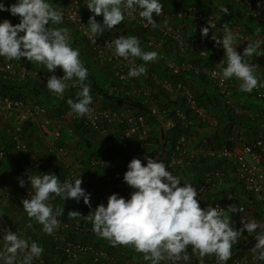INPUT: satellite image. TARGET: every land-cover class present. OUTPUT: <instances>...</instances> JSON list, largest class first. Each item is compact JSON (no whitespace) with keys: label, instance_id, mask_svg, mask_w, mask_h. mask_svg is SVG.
<instances>
[{"label":"clouds","instance_id":"1","mask_svg":"<svg viewBox=\"0 0 264 264\" xmlns=\"http://www.w3.org/2000/svg\"><path fill=\"white\" fill-rule=\"evenodd\" d=\"M86 7L93 14L88 18L86 34L94 45L96 37L111 31L126 17L134 18L138 13L147 27L154 25V17L163 11L160 0H86ZM3 11L18 17L19 23L0 20V57L7 61L26 58L31 63L43 65L51 73L45 87L54 96L63 97L70 84L79 85L76 99H67L69 114L91 118V84L85 83L89 70L80 58L79 49L72 47L70 34L64 29L49 27L50 23L63 22V11L49 0H15L8 6L0 0V12ZM220 13L229 15V8L221 7ZM97 16L102 17V22L96 20ZM213 28L216 33H222L212 39L223 48L226 57L216 64L221 84L235 78L240 81L239 88L244 93L264 88V79L256 74V66L250 62V58L261 50L264 39H249L241 54L235 42L243 38L233 32L228 23L221 28H217L216 23L202 27L201 36L207 37ZM111 44L113 57L139 58L144 62L129 67L127 76L130 78L145 74L147 63L158 59L156 51L142 50L136 36L120 35ZM57 68L63 72L62 77L55 75ZM0 158L4 159L3 152H0ZM144 160L142 164L140 158L133 157L123 174V181L133 189L129 198L112 193L107 197L106 205L99 204L91 212L89 218L95 234L106 239L112 247L133 248L148 264H178L180 261L187 264L193 255L199 264H205L206 256L214 257L216 264H227L233 256V246L246 230L256 241L251 248L253 264H264V224L252 219L242 221V227L236 228L229 214L226 215L219 206L211 204L201 208L197 187L173 175L168 164L148 156ZM27 180L33 191L30 197L22 200L23 210L47 235H55L61 223L58 217L63 215L61 208L54 209L50 203L53 196L61 197L63 201L74 199L77 203L82 199L91 208V193L81 187L80 175L74 180L61 181L54 174L40 173ZM19 184L23 186L25 180L21 179ZM237 211L243 209L230 207L231 213ZM71 215L81 217L79 211H71ZM0 233V264H34L44 254L43 247L29 237L4 227H0Z\"/></svg>","mask_w":264,"mask_h":264},{"label":"built area","instance_id":"2","mask_svg":"<svg viewBox=\"0 0 264 264\" xmlns=\"http://www.w3.org/2000/svg\"><path fill=\"white\" fill-rule=\"evenodd\" d=\"M234 4L242 6L244 13L254 19L264 23V13L261 8L251 0H228ZM5 6H8L15 2V0H2ZM64 8V20L71 25L75 31L82 37L88 45L90 51L94 54V61L101 66L109 68L111 77L118 80L120 83L130 85V89L126 91L123 86H110L108 85V92L114 95L125 96H138L143 95L146 97L145 104L148 106V113L150 117L157 123V131L162 138L159 140L160 144H163L164 136L166 132L173 126V122L169 117V112L161 106L155 104L151 98H149V91L147 87L135 88L132 86V82L135 78L127 76L130 66L140 65L138 58H116L112 56L113 47L111 44L112 39L109 37H96L95 45L91 43L89 35L86 34V30L89 26L85 23V15H93L86 7V0H66ZM101 17V16H98ZM156 23L154 25L144 26L146 22L142 21L138 13L134 14V18L126 17L124 24L130 29H141L146 34V41L144 42L148 48L158 53V59L154 61L161 62L163 67L171 74V76H177L180 72H187L191 75L198 76L204 75L213 88L216 89L218 96L222 99L224 106L236 115L248 116L249 112L238 104L233 96L235 92H239L240 81L234 79L220 82V76L217 75L219 69L216 64L221 60L215 59L212 61L209 67H201L196 65L188 59H184L180 63H175L167 55L163 54L162 44L164 38H171L179 43V51L184 54L187 50H193L197 52L198 56L205 57L206 52L201 50L199 44L191 39L185 38L181 29H183V23L180 26H174L169 24V20H185L190 19L196 25L199 26H211L216 23L217 28H221L223 23L221 19L215 13L203 14L195 11L193 8H187L182 12L178 11L174 14L163 9L160 16L154 17ZM16 24V23H14ZM233 32L238 33L243 39L237 40L235 43L237 47L245 48L247 41L251 38L239 30L237 27H231ZM211 32V30H210ZM214 36L222 35V33H216L215 29L211 32ZM161 39L156 40L155 37ZM214 45L215 40L212 39ZM255 72L257 75L264 79L263 71H259L257 65H255ZM0 74L3 78L11 81H22L28 76V71L20 64H13L10 62L0 61ZM146 79L147 73L141 75ZM48 77H44L45 83ZM157 85L171 97V100L180 98L184 100L185 105L190 109V112L194 118L186 120L187 126L192 130H197L199 133L202 131L213 130L216 127V119L210 116L202 107L198 106L192 91L181 82H172L170 79H162L157 82ZM80 88L79 85H71L67 89ZM256 94V98L264 101V88H258L253 90ZM93 109L91 118L88 116L77 117L70 115V110L64 111L62 120L69 118L73 120H80L84 127L89 128L93 133H97L99 136H107L109 134H116L122 144H128L134 139L144 140L148 137L149 126L146 123V116L142 114H135L130 108L124 106L120 110H111L106 108L96 107L91 105ZM25 111L29 118H34L39 114L45 112V110L38 104H30L20 99H12L9 96L0 95V123L6 126L7 145L17 156L24 158L27 165L30 168L39 169L42 172L45 169L44 161L33 154L28 142L23 138V120L18 117V114ZM175 116L179 120H184L182 113L176 111ZM191 116V117H192ZM186 118V117H185ZM187 119V118H186ZM204 123L208 128L198 129L196 128L198 123ZM60 123V122H59ZM69 133L71 131L67 129ZM60 131L57 129L53 132L54 140L60 138ZM187 135H180L173 145L172 150L164 155L161 151H157L154 154L155 159L162 160L165 164L169 165V170L176 175L183 165L188 163V160L193 158L196 154H201L208 157H214L220 160H224L229 164L230 168L228 175L225 176L219 169H213L204 175L202 183L195 186L198 191V201L201 208L208 205L219 206L224 209L225 214L230 216L231 222L234 223L236 228L242 227V221L247 222L255 219L254 208L245 204L246 197L250 198V204L260 206V211L264 212V137L257 138L252 143L247 144L242 142L241 138L236 141L235 137L230 141L237 142L232 148L222 146L220 148H209L205 135H203L202 143L206 146L203 149L195 147L198 141H192ZM0 152L4 153V159L0 158V163H3L8 156V149L2 147L0 144ZM51 154L55 158L62 161L66 170V179H76L79 175L83 180L81 185L88 193H91L90 201L103 202L106 205L107 197L112 193H117L119 196L129 198L130 193L133 191L122 178H115L109 173L104 175L96 174V170L107 167L110 165V161L103 157H92L88 161L87 169L83 164L77 160L72 159L70 163H67L68 157H71L69 151L65 146H57L56 143L50 148ZM168 170V169H166ZM229 177V183L226 179ZM182 186V185H181ZM225 186V190L221 191ZM31 187H22V194L14 196L12 191L7 186L6 180L0 173V199L1 200H13L14 205L22 206V200L30 197L32 193ZM246 196V197H245ZM244 200V201H243ZM236 206L243 209L242 212H230V207ZM264 224L263 222H258ZM9 230L15 231L18 234H22L25 237L31 238L36 242L41 237L47 238L49 244L51 243L53 251L65 256L66 261L71 264H84L83 258L89 257L90 264H120L118 257L113 256L109 250L102 248L100 245H94L93 241L97 238L101 239L104 243L109 242L99 237L92 231V225H76L72 226L69 222L60 223V227L56 231L55 235H47L42 232V226L38 224L36 232H28L25 227L8 225ZM73 230L76 235L85 238V241L78 242L69 239L67 232ZM2 235V233H0ZM41 237H40V236ZM91 238V239H88ZM255 238L248 233H242V237L237 245L232 248L233 256L229 259L227 264H253L251 248L255 244ZM246 251V252H245ZM245 252V253H243ZM191 254V253H190ZM205 264H216L214 257H205ZM49 264L45 253L39 260L34 261V264ZM124 264V263H123ZM178 264H185L184 261L178 262ZM187 264H199L196 256H192L191 260Z\"/></svg>","mask_w":264,"mask_h":264},{"label":"trees","instance_id":"3","mask_svg":"<svg viewBox=\"0 0 264 264\" xmlns=\"http://www.w3.org/2000/svg\"><path fill=\"white\" fill-rule=\"evenodd\" d=\"M251 1L256 3L264 13V0ZM49 3L60 9L64 7L66 0H49ZM160 3L163 5V9L170 14H174L178 11L182 12L187 8H193L195 11L203 14L215 13L221 19L223 24L228 23V26L237 27L239 28L241 33L251 38L264 39V23L250 16H247L243 11L242 6L229 2L228 0H224V2L220 4V8L224 6L229 8L230 14L227 16H223L222 13H220V9H216V7L214 6V0H160ZM3 13L4 11L0 12V15L2 16L5 14ZM1 16L0 20H3L4 18ZM96 20L98 22H102V17L97 16ZM181 23H183L184 26L182 29L184 30L183 36L197 42L201 50H204L206 52V56L200 57L194 50L193 52L191 50H187L184 54H182L179 51V42L171 38L163 39V54L167 55L175 63H180L184 59H192V62H194L196 65H199L201 67H209L212 61L215 60L213 58V52L217 49L211 47L208 44H205L202 41L200 29L203 26L196 25L190 19H185L183 21L181 20L179 24ZM120 35L136 36L139 38L140 45L143 51H152L144 43L146 41L145 32L141 29L127 28L124 24V21L121 24L117 25L111 31H106L101 37H109L113 41ZM155 38L156 40L161 39L160 36H157ZM82 44L85 43L82 42ZM261 51L263 54L261 55L262 57L256 58V55H254L250 58V62L252 64L258 63L259 66H262L264 64V45L261 46ZM217 59L224 61L226 57H224L223 55L219 56ZM0 61L10 63L13 62V60L7 61L3 57H0ZM138 62L140 64L144 63L139 58ZM101 73L102 77L101 79L99 78L100 80H98V78L95 77V74L89 72L88 80L86 81V83L91 84V95L93 97H97L100 101H102V108L118 111L122 107L126 106L130 108L135 114L145 115L146 123L149 126V134L148 137L144 140L134 139L128 144H122L116 134H109L105 137L99 136L97 133H93L89 128L84 127L80 120H73V123H71L69 127L71 133L68 134L65 138L58 139L56 145L62 146L65 142V139L67 138H76L81 143L78 151H81L82 154L79 157V155L75 153L74 157H78L77 160L83 164L85 169H87L88 161L92 157H103L105 159H108L110 161V165L97 169L96 174L98 175L102 176L106 173H109L115 178H122L124 172L127 170L128 162L133 157L140 158L143 164L145 162V156L154 157V154H156V152L159 150L163 151L162 153L164 155H167L172 150L177 138L182 134L187 135L188 137L195 138V140L198 141L195 144V147L199 149H203L206 147L202 143L203 136H199L197 130H192L187 126L186 120L194 117L192 116L190 109L185 105L184 100L180 98L171 100V97L157 85V82L162 79H170L172 82H181L185 84L194 94L197 105L202 107L210 116L216 119V127L213 130H207L208 133L205 135L207 147L220 148L222 146H227L228 148H232L237 145V142H233V140L230 141V139H233V137H235L236 141H238V138H241L242 142H245L247 144L252 143L257 138L264 137V101L257 99L254 92H241V94L239 95L237 93H234V99L236 100V102L240 103V100L243 99V102L240 103V105L243 109L249 112L248 116L236 115L224 106L222 99L219 98L217 94V91L212 87V84L204 75L194 76L187 72H180L177 76H171L167 69L163 67V64L161 62H148L146 66V79L142 78L141 76L137 77L133 80L132 86H134L135 88L144 86L147 87L149 91V98H151L153 102H155V104L161 106L169 112V117L173 122V126L166 132L164 136L165 142L163 144H160L159 140L162 138V136L156 129L157 123L152 117L147 115L148 106L144 102L146 97L143 95L128 97L123 95L122 97H120L118 94L114 95L109 93L107 89L108 85L115 87L123 86L126 91L130 89V85L120 83L115 78H112L109 68H104ZM20 84L24 87V85H26V82L16 85L14 82L3 78L0 74V95L9 96L12 99H20L26 102L24 100L26 96H22L20 94V88H18ZM79 91V89H72L65 93L63 97L55 96L59 109L63 111L70 110V106L67 104V99L72 98L73 100H75ZM254 99L256 100L254 101ZM176 111L183 114L184 120H179L175 116ZM196 128L200 130L203 128L206 129L208 128V126L200 122L197 124ZM26 129L27 128L23 126L24 140H26ZM44 133L45 135H47L49 131H45ZM6 138L3 139L5 147L2 145V147H4L5 149L6 143L8 142V139ZM69 154L70 156H72L70 152ZM50 161L52 162L51 164H47V162H44L45 168L48 165V173L58 176L60 180L63 181L64 171L59 168V166L53 164V162L55 161L54 157H50ZM1 165L2 163H0V166ZM229 168V164H227V162H225L224 160L196 154L193 158L188 160V163L186 165H183L182 168L179 169L176 176H178L182 181H188L193 186H197L202 183L204 175L208 172H211L213 169H219L224 173L225 176H227ZM40 173L41 172L39 169L30 168L24 158L18 160L15 175H18L21 179L25 180V182H29L27 180L29 176ZM226 182H230L229 177L226 179ZM182 184L183 182H181V185ZM225 189V186H223L221 191H224ZM10 201L12 203V206L14 207V201ZM244 202L246 205L252 206V208H254V213L256 214V219L258 220V222L264 223V212L260 211V206H257L256 204L251 205L249 197H246ZM50 203L52 204L54 209L61 208L63 210V215L58 217L60 222H69L72 226L84 224L92 225V220L89 218L92 215L91 212L97 205L104 204L103 202L90 201L91 208H89L83 203L82 199L79 203H77L74 199H67L63 201L61 197L55 196H53ZM14 208L19 209V212L20 214H22V216L19 218L15 217V219L10 221L12 228H14L15 226H22L25 227L28 232H30V228H38V223L27 216V214L23 210V206L18 205ZM71 211H79L81 217H72ZM243 233L246 234L247 231L245 230ZM67 235L72 241H85V238L76 235L73 230L67 232ZM39 239L40 240H38L37 242L43 247L49 264H62L66 261L64 255L53 251L52 245L51 243L49 244V240H47V238ZM93 243L95 246L100 245L102 248L109 250L113 256L118 257V261L120 262V264L125 263V261L127 260L135 259L136 261L132 264H148V262L143 261L142 255L137 253L131 247H112L111 245L104 243L99 238L95 239ZM189 253H191L190 248ZM83 263L90 264V258H83Z\"/></svg>","mask_w":264,"mask_h":264},{"label":"crops","instance_id":"4","mask_svg":"<svg viewBox=\"0 0 264 264\" xmlns=\"http://www.w3.org/2000/svg\"><path fill=\"white\" fill-rule=\"evenodd\" d=\"M222 2H224V0H214V6L216 7V9H220V6H221L220 4H222ZM64 8L65 6L63 8H60L63 11V14H64ZM4 13H3L4 15L2 16L0 15V16L3 17L4 19L10 20L11 23H16V24L19 23L18 17L10 15V13H8L7 11H4ZM89 17L90 16L85 15V20H86L85 23L87 26H89L87 24ZM180 22L181 21L178 19L176 21L172 19L169 20V24H173L174 26L176 25L180 26L181 25L179 24ZM49 27L64 29L70 34L72 47L79 49L80 58L82 62L84 63V65L88 68L90 73L99 74V75H95V77L98 78V80H100L102 77L101 72L106 67L98 65L94 61V58H93L94 54L90 51L86 42L82 39V37H80V35L75 31V29L71 25H69L64 19H63V22L58 25H53L50 23ZM183 31L184 30L181 29L182 35H184ZM212 36L214 35L210 32L207 37L201 36V39L205 44H208L211 47L217 49L213 52V58L217 59L219 56L224 55V50L222 47H218L213 44ZM82 42H84L85 44H82ZM241 50H243V48L237 47V51L242 54L243 51ZM254 55H256L255 56L256 58L257 57L259 58V57H262L261 55L263 54L261 50H258ZM26 61H27L26 58H21L15 64H20L27 69L28 71L27 78L22 81H11V80L10 81L14 82L16 85H18L19 83L26 82V85H24V87L21 84L18 86V88H20V94L22 96H26L24 100L28 103V105L34 104V103L38 104L45 110V112L37 115L34 118H29L27 113L25 111H22L18 114V117H20V119L23 120L24 127L27 128L25 137H26V140L33 154L41 158L44 162H47V164H51L52 162L50 161V157H54L55 161L53 162V164L59 166V168H61L64 171L63 173H64V180H65L66 170L63 166V163L61 160L55 158V156L51 154L50 148L53 145V143H57V141L54 140L53 132L58 129L61 134L59 139L65 138L68 134H70L67 131V129H69L70 124L73 122L69 118H65V120H62L61 117L64 111L59 109V107L57 106L58 103H57V100L55 99V96L50 94L47 88L45 87L46 83L44 81V77L50 76L51 73H48L47 69L43 65H40L37 63H31L30 61L26 62ZM257 64L253 63V65H257ZM257 66L259 68V71L264 70V64L262 66H259L258 64ZM55 75H57V77H62L63 72L60 71L59 68H57ZM233 79L238 82V80H236L235 78ZM72 89L73 88L66 89L65 93H67L69 90H72ZM78 89L80 90V88H75V90H78ZM241 92L242 91L239 90V92H235V93L239 95L241 94ZM242 102H243V99L240 100V103ZM92 105L96 107H100V108L103 107L102 101H100L97 97H93ZM5 128L6 126L0 123V144L3 146L5 145L3 139L7 137ZM45 131H49V133L45 135L44 133ZM207 133H208L207 131L206 132L202 131L199 133V135L203 136V135H206ZM63 145L67 148V150L72 155L71 157H68V160H66L67 163H70L72 159L76 158L74 157L75 153L78 154L79 157L81 156L82 152L78 151V148L81 146V143L76 138L65 139V142ZM6 148L8 149L9 153H8L6 160L0 166V173L3 176V178L6 180L7 186L12 191L14 196H19L22 194L21 193L22 187H31L30 182H25L23 186H20V184L17 183L18 181L21 180V178L18 175H15V172L17 168V162L19 159H22V158L17 156L11 149H9L7 143H6ZM8 169H10V172ZM47 173H48V165L41 172V174H47ZM14 207L12 206V203L10 200L0 199V227H7L8 225L9 226L11 225L8 222L9 217H13L16 215V217L19 218L22 216V214H20L19 212V209H15ZM13 219H15V217H13ZM36 231H37L36 228H30V232L34 233ZM41 238H45V237H41ZM135 261L136 259L127 260L125 261L124 264H132ZM62 264H71V263H69L68 261H65Z\"/></svg>","mask_w":264,"mask_h":264},{"label":"rangeland","instance_id":"5","mask_svg":"<svg viewBox=\"0 0 264 264\" xmlns=\"http://www.w3.org/2000/svg\"><path fill=\"white\" fill-rule=\"evenodd\" d=\"M16 62H18V61H15V60H13V64H15ZM27 62V61H26ZM95 75H99V74H97V73H94ZM256 99H254V101H255ZM259 101V100H258ZM258 101H256V102H258ZM255 102V103H256ZM260 102V101H259ZM9 170V172H10V169H8ZM17 183H19V181L17 182ZM21 193H22V190H21ZM70 200H72V199H70ZM13 217H16V215L15 216H13ZM13 217H9V219H8V222H9V224H11L10 223V221L11 220H13ZM255 217H256V214H255ZM261 224V223H260Z\"/></svg>","mask_w":264,"mask_h":264}]
</instances>
